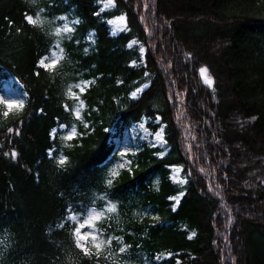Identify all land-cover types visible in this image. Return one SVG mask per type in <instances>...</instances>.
<instances>
[{"label":"trees","instance_id":"obj_1","mask_svg":"<svg viewBox=\"0 0 264 264\" xmlns=\"http://www.w3.org/2000/svg\"><path fill=\"white\" fill-rule=\"evenodd\" d=\"M96 1L0 0V86L10 73L27 94L7 117L0 104V264H112L77 247L69 219L106 202L127 264L160 253L171 256L158 264H264V0H114L103 14ZM38 12L79 21L52 70L37 62L53 35L26 20ZM121 13L126 30L111 36L105 19ZM131 39L145 46L142 62ZM79 80L91 82L76 91L77 118L67 89ZM143 116L160 118L166 154L143 145L115 165L111 128L120 136ZM62 124L73 140L51 135Z\"/></svg>","mask_w":264,"mask_h":264},{"label":"rangeland","instance_id":"obj_2","mask_svg":"<svg viewBox=\"0 0 264 264\" xmlns=\"http://www.w3.org/2000/svg\"><path fill=\"white\" fill-rule=\"evenodd\" d=\"M97 7H98V13L103 14L105 12H109L115 7V2L112 0V3L110 6H105L108 4V0H97L96 1ZM36 16H39L41 23L36 24L40 27H46L51 34L53 35L54 42L52 44V47L46 55L42 56L41 59L45 57H49L48 60H45V63L51 62V57L53 54L60 57V59L56 62L55 67L60 63L62 57H63V50L60 47L59 40L62 36L69 35L73 31V26L76 23H73L76 21L75 18H72L68 15H61L54 19H51L49 17H46L45 15L41 14V12H38L33 15V18L35 19ZM124 18L123 24L120 25L121 30L116 31V23L120 20V18ZM106 26L108 28L109 34L111 36H116L120 32H123L126 30V17L125 14L121 13L119 15H114L111 17H108L105 19ZM67 24L69 28L72 29L70 32H63L61 31L59 35H57V31L60 29H63L64 25ZM135 41L136 43L133 44L132 42ZM85 42L87 43V46L85 49H90L94 43V35L93 32L90 31L87 33L85 37ZM131 45V46H130ZM127 47H136L138 51L141 54V62L143 61V55L145 52V46L142 45L139 41L135 39H131L127 43ZM141 47L144 49V52L141 53L140 49ZM62 50V51H61ZM40 59V60H41ZM40 60L38 61V66L43 67L40 65ZM138 61L131 62L132 65H137ZM54 67V68H55ZM44 68V67H43ZM46 69V68H45ZM53 69V68H52ZM49 69V70H52ZM202 78V77H201ZM203 80V78H202ZM84 82H91L90 80H79L77 82L71 83L67 89V92L70 96L72 101V108L74 114H76V110L80 107L81 100L76 99L77 93L76 91L79 90L77 85H82ZM149 80L141 83L139 86H137L133 91L130 92L131 98H138L141 93L146 89L144 88V85L147 84L149 86ZM90 83H88L87 87ZM142 89V91L138 92L137 95L134 97L133 93L137 92V89ZM0 99L8 100V101H14V100H23L24 104L26 102L27 94L25 93L24 89L22 88V85L20 82L12 75H9L7 78H5L0 87ZM74 93L75 95L70 94ZM2 104V103H1ZM4 107L5 105L2 104ZM6 109V107H5ZM7 110V109H6ZM20 110V109H19ZM81 110V109H80ZM12 111H18L13 109ZM160 122V118H157L155 120H150L148 117H141L140 120L137 122H133L131 125H129L121 134L119 137L114 136V129L111 128V133L113 134L111 136L112 142L114 143L115 147L117 148L118 153L121 156V159L119 161L115 162V165H121L122 163H127L128 161L125 159V155L127 154H135L137 150L141 148V146L146 145L149 148H157L159 152L157 153L158 156H163L166 154L168 147L166 144V141L164 139V133L162 132V139H157V134L163 130V124L156 126L155 128H152L154 124H158ZM72 127L67 128L66 126H58L54 128L51 132L52 135L58 136L61 142H68L64 139V136H66ZM61 156L57 158V161H59ZM169 179L172 183L176 184L179 187H183L186 183V177L182 172V169L180 166H171L169 168ZM181 193H178L169 199L173 202L172 208L174 209L177 205V200H179ZM114 205V203L106 202L102 205L100 209L95 207H90L81 217L76 218L77 227L80 225H84V227L81 228V234H89L93 233V228L95 229L94 234L98 236L99 239L104 240L106 243L105 245L100 249L99 254H97L96 248L93 246L91 241V235L88 236V239L86 241L82 240L81 243L84 244L86 247H88L90 252L96 253L99 256H102L104 259H106L108 262H111L112 264H127L126 260L128 259L127 256H125L126 248L124 244L119 247L117 244H120V239H118V236H112L111 233V222L113 225L117 224L116 220V206L114 212H109L108 208ZM92 213H103V216L97 220L94 221L92 225H89L87 223L88 217ZM189 236H192V233H189ZM111 240V243L108 244L107 241ZM117 240V241H114ZM1 243V242H0ZM1 246V244H0ZM124 247L125 251L121 252L120 249ZM80 248V247H79ZM81 249V248H80ZM82 250V249H81ZM83 251V250H82ZM84 252V251H83ZM122 254L125 256L123 257ZM171 256V253H160L153 257V263L148 264H158L162 260L167 259ZM134 264V263H130Z\"/></svg>","mask_w":264,"mask_h":264},{"label":"snow or ice","instance_id":"obj_3","mask_svg":"<svg viewBox=\"0 0 264 264\" xmlns=\"http://www.w3.org/2000/svg\"><path fill=\"white\" fill-rule=\"evenodd\" d=\"M111 3H112V0H108V4L105 5V6L106 7L110 6ZM26 20H27V22L29 24H33V25L41 23L39 16H36V18L34 19L33 16L27 15L26 16ZM78 22L79 21H74L73 23H78ZM123 22H124V18L123 17H121L119 21L115 22L116 25H117L116 31L121 30L120 25L123 24ZM61 31L70 32V31H72V29L69 28V26L67 24H65L63 29H60V30L57 31V35H59ZM132 43L135 44L136 42L133 41ZM140 51H141V53H143L144 49L141 47ZM48 59H49V57H45V58L41 59L39 63H40L41 66H43L46 69H52V68L55 67L56 62L60 59V57H58L55 54H53V56L51 57V62L46 64L45 60H48ZM200 75L203 78L204 83L207 84L208 86L211 87L214 84V81H213L212 77L209 75L208 69L206 67H202L200 69ZM88 83H90V82H84L82 85H77L76 87L79 88L80 92H83L85 90V88L87 87ZM147 87H148V85L145 84L144 88H147ZM140 91H142V89L138 88L137 92L133 93V96L135 97L137 95V93L140 92ZM70 94L75 95L74 93H71V92H70ZM76 99H79V97L77 96ZM0 103L4 104L6 109H7L6 111L3 112V115L5 117H7L9 115V113L13 109L19 110V109H22L24 107V101L23 100L8 101V100L0 99ZM83 107H84V105H83V102L81 101L80 102V107L76 110L77 118L80 117V109H82ZM10 131H11V129H10ZM162 132H163V130H161V132L157 134V139H162ZM76 136H77V130H76L75 127H72L70 132L66 136H64V139L67 140V141H71ZM12 155H13V157H15L16 154L12 153ZM65 162H66V158L61 157L60 160H59V164L60 165H64ZM120 167H124V165H120ZM115 174L116 173L114 172L113 175H115ZM110 183H111V180H109V184ZM176 202L178 204L179 200H177ZM108 211L109 212H114L115 211V205H111L108 208ZM102 216H103V213H92L88 217L87 223L89 225H92L94 221L99 220ZM69 219L70 220H75L76 217L70 216ZM82 227H84V225H80L79 227H77L75 229V232H74V236L77 237V239H76L77 247H80L84 251L85 255H91V252L89 251L88 247H86L84 244L81 243L82 240L86 241L88 239V236L91 235L92 244L96 248L97 254H99L100 249L105 245L106 242L104 240L99 239L98 236L94 234V232H95L94 228H93V233L82 235L81 234V228ZM194 235H195V233H192V236H194ZM189 238L191 239L192 237L190 236ZM107 243L110 244L111 240H108ZM120 251L124 252L125 248L122 247L120 249Z\"/></svg>","mask_w":264,"mask_h":264}]
</instances>
